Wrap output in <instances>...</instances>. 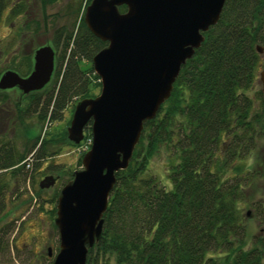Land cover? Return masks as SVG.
I'll list each match as a JSON object with an SVG mask.
<instances>
[{
    "label": "trees",
    "instance_id": "16d2710c",
    "mask_svg": "<svg viewBox=\"0 0 264 264\" xmlns=\"http://www.w3.org/2000/svg\"><path fill=\"white\" fill-rule=\"evenodd\" d=\"M4 4L0 0V11ZM202 35L170 96L143 125L128 167L115 173L101 234L87 250L85 264H264V230L246 246L242 214L249 206L264 227V191L251 201L246 184L255 174H240L241 168L233 166L264 137L263 101L254 91L264 68L255 51L264 45V0H226L218 22ZM51 45V80L31 102L39 108L33 110L38 121L47 123L59 121L73 101L97 95L98 77L80 63H90L106 43L87 30L81 17L71 30L58 27ZM85 129L90 134L89 124ZM41 143L34 152L36 166L58 149L75 146L65 132ZM5 148H0V172H21L16 166L25 163L24 156ZM160 149L168 153V187L148 170ZM46 167L59 170L57 164ZM71 178L72 173L66 182Z\"/></svg>",
    "mask_w": 264,
    "mask_h": 264
},
{
    "label": "water",
    "instance_id": "95a60500",
    "mask_svg": "<svg viewBox=\"0 0 264 264\" xmlns=\"http://www.w3.org/2000/svg\"><path fill=\"white\" fill-rule=\"evenodd\" d=\"M225 1L90 0L85 7V27L106 46L90 62L99 93L75 103L65 131L67 140L78 145L89 124L91 145L81 169L72 172L56 199L58 250L52 264H85L87 250L101 234L115 173L128 167L143 125L170 96L180 68L200 47L202 34L218 22ZM255 51L264 59V45ZM32 61L27 77L2 73L0 91L16 88L27 95L43 89L54 71L52 47H38ZM257 80L264 119V68ZM55 181L45 176L38 187L48 189Z\"/></svg>",
    "mask_w": 264,
    "mask_h": 264
},
{
    "label": "rangeland",
    "instance_id": "374dc122",
    "mask_svg": "<svg viewBox=\"0 0 264 264\" xmlns=\"http://www.w3.org/2000/svg\"><path fill=\"white\" fill-rule=\"evenodd\" d=\"M24 1L7 0L0 16V74L6 70L16 71L18 67L22 69V64L27 63L23 61L31 57L37 47L52 46L54 31L61 26L71 30L72 24L83 17L85 9L84 0H56L52 3L45 0V4L39 0H28L27 4ZM16 3L23 5L25 13L21 11L18 15L7 16L9 5ZM35 27L38 31L34 32ZM80 67H91V63L81 62ZM254 91H260L258 80ZM94 92L98 94L99 90ZM32 101V96L25 98L15 89L0 91V148L6 147L16 155H23L25 162L22 164L21 161L16 166L21 169L19 173L0 172V264H51V260L45 258L46 249L49 247L56 251L58 248V234L53 224V196L68 180L70 173L81 169L80 161L86 148H89L91 138L85 129L81 145L64 146L53 157L40 161L39 166L34 165L36 149L33 146L39 141L40 146L41 142L66 131L75 102L68 105L59 121L47 123L38 121V115L33 110L39 108L31 105ZM51 146L48 144V147ZM222 151L225 152V148ZM167 157L166 150L160 149L148 165L149 172L154 173L165 187L169 184L166 177ZM48 164H57L58 171L63 173L47 169ZM233 166L241 168L240 174L245 171L255 174L251 183L246 184V189H251V201L258 200L264 191V137L246 159L234 161ZM45 176L57 180L54 186L39 189L38 183ZM242 214L245 215V243L251 246L264 227L249 206L243 207Z\"/></svg>",
    "mask_w": 264,
    "mask_h": 264
},
{
    "label": "flooded vegetation",
    "instance_id": "af4514ba",
    "mask_svg": "<svg viewBox=\"0 0 264 264\" xmlns=\"http://www.w3.org/2000/svg\"><path fill=\"white\" fill-rule=\"evenodd\" d=\"M26 4H27V2H28V0H26V1H24ZM6 6H7V0H5V4H4V6H3V9L0 11V16H1V14H2V12H3V10H5V8H6ZM22 11V14H24L25 13V9H24V7H23V5L22 4H19V3H16V4H14L13 6H11V5H9V12H8V15L7 16H10V17H12V16H14V15H18L20 12ZM35 31H38V29L35 27V29H34V32ZM43 46V45H42ZM39 47H41V46H39ZM38 48V47H37ZM36 48V49H37ZM35 49V50H36ZM34 50V51H35ZM33 51V52H34ZM33 56V55H32ZM32 56L31 57H29L27 60H24L23 61V63L25 62V61H27V63H25V64H22V69H20V67H18V69H19V71L20 72H18V71H13V70H11V71H13V72H15V73H17L20 77H27L28 76V74L31 72V69H32V64H33V61H32ZM18 69H16V70H18ZM7 71V70H6ZM4 73V72H3ZM2 74V73H1ZM1 74H0V76H1ZM52 77V76H51ZM51 80V79H50ZM50 82V81H49ZM49 84V83H48ZM47 84V85H48ZM46 85V86H47ZM45 86V87H46ZM44 87V88H45ZM43 88V89H44ZM13 89H15V90H17V91H19L18 89H16V88H13ZM12 89V90H13ZM43 89H41L40 91H36V92H32V93H29V94H27V95H23V97H30V96H32L33 94H39ZM6 91V90H5ZM3 92V91H2ZM20 92V91H19ZM33 102V101H32ZM25 110V109H24ZM39 144V143H38ZM36 145L37 146V148H38V146L39 145ZM36 146H35V149H37L36 148ZM15 168V167H14ZM57 180V179H56ZM32 246L33 247H36L37 246V244H32ZM44 246V245H43ZM57 250H58V248L56 249V251H52L51 250V248H47L46 249V254H45V258L46 259H48V260H51V264H52V260H53V257H54V255L56 254V252H57Z\"/></svg>",
    "mask_w": 264,
    "mask_h": 264
},
{
    "label": "built area",
    "instance_id": "2783aa9c",
    "mask_svg": "<svg viewBox=\"0 0 264 264\" xmlns=\"http://www.w3.org/2000/svg\"><path fill=\"white\" fill-rule=\"evenodd\" d=\"M86 1H89V0H84V3L86 2ZM89 146H90V143H91V140H89ZM81 145V144H80ZM86 150H88L87 148H86Z\"/></svg>",
    "mask_w": 264,
    "mask_h": 264
}]
</instances>
